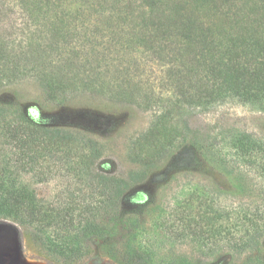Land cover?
Here are the masks:
<instances>
[{
    "label": "trees",
    "instance_id": "trees-1",
    "mask_svg": "<svg viewBox=\"0 0 264 264\" xmlns=\"http://www.w3.org/2000/svg\"><path fill=\"white\" fill-rule=\"evenodd\" d=\"M139 51L163 68L161 91L169 97L144 79ZM24 80L59 111L85 95L153 110L127 146L134 168L100 169L104 145L94 135L62 123L60 113L26 111L7 92ZM227 100L264 103V0H0V218L43 235L50 258L62 264H74L90 237L118 264H157L142 241L144 217L156 206L127 208L124 200L160 174L175 150L201 156L241 197L250 188L239 160L259 159L264 179V141L232 125L194 127L185 115V108L208 112ZM59 174L66 183L53 202L26 181ZM216 191L200 196L193 217L185 203L171 232L195 242L206 232L207 255L219 250L224 264H264V207L243 209L231 222L229 209H215ZM163 264L192 262L182 256Z\"/></svg>",
    "mask_w": 264,
    "mask_h": 264
},
{
    "label": "rangeland",
    "instance_id": "rangeland-1",
    "mask_svg": "<svg viewBox=\"0 0 264 264\" xmlns=\"http://www.w3.org/2000/svg\"><path fill=\"white\" fill-rule=\"evenodd\" d=\"M137 56L138 61L147 63L144 79L150 81L157 93L169 97L170 93L161 91L163 68L150 61L145 53L140 55L139 51ZM12 91L16 92L25 110L33 116L52 118L60 113L62 123L83 127L94 135L104 145L100 169L125 174L128 169L134 168L127 160V146L132 138L147 129L153 117V110L142 111L135 106L112 105L101 98L85 95L73 98L69 103L71 106L59 111L58 106L45 101L40 88L32 80H24L7 89V92ZM185 115L194 127L232 125L264 141V103L242 104L227 100L208 112L185 108ZM182 149L175 150L172 160L167 162L160 174L149 183L131 190L124 200V205L132 208L137 203L150 200V206H156L155 212L144 217L142 241L155 252L157 264L182 256H186L192 264H224L223 255L219 250L215 249L213 257L207 255L209 251L206 245H211V241L208 240L206 232L199 234L197 242L176 239V233L171 232L178 225V218L175 220L176 212L188 202L189 213L193 217L200 206L199 203L203 201L200 196L208 198L210 188L221 192L215 195V209L220 212L229 209L233 215L231 222L237 220L236 214L243 209L262 211L264 179L257 168L260 160H250L248 163L239 160L235 164L246 177L250 188L245 196L241 197L236 195L230 180L222 172L207 165L199 155L193 157L192 154H178ZM226 158L232 160L230 156ZM59 175L61 177V174ZM60 177L48 183L36 182V179L31 177H27L26 181L31 183V187L44 202H53L65 187L66 182ZM213 222L216 226L225 225V221L219 218ZM219 229L224 230L223 227ZM89 239L74 264H118L101 250L100 238ZM0 241L9 242L4 258V251H1L0 246V264H62L50 258L44 246L46 241L43 235L32 228H23L9 219L0 218Z\"/></svg>",
    "mask_w": 264,
    "mask_h": 264
},
{
    "label": "flooded vegetation",
    "instance_id": "flooded-vegetation-1",
    "mask_svg": "<svg viewBox=\"0 0 264 264\" xmlns=\"http://www.w3.org/2000/svg\"><path fill=\"white\" fill-rule=\"evenodd\" d=\"M1 243H0V246H2V248H1V251H4L3 253H2V258H4V253H5V248L7 247V245H8V243H7V241H0ZM4 242V243H3ZM6 242V243H5ZM1 258V259H2ZM1 262V261H0Z\"/></svg>",
    "mask_w": 264,
    "mask_h": 264
}]
</instances>
